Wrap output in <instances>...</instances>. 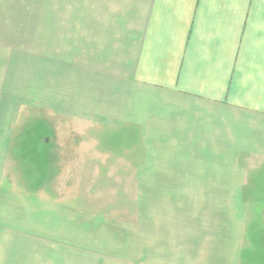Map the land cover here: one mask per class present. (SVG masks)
Returning a JSON list of instances; mask_svg holds the SVG:
<instances>
[{"label":"crops","instance_id":"crops-1","mask_svg":"<svg viewBox=\"0 0 264 264\" xmlns=\"http://www.w3.org/2000/svg\"><path fill=\"white\" fill-rule=\"evenodd\" d=\"M8 7L0 0V264L41 242L132 264H264V0H77L58 45L47 48L46 17L28 54ZM57 117L77 137L131 138L133 220L25 189L23 128Z\"/></svg>","mask_w":264,"mask_h":264},{"label":"rangeland","instance_id":"rangeland-1","mask_svg":"<svg viewBox=\"0 0 264 264\" xmlns=\"http://www.w3.org/2000/svg\"><path fill=\"white\" fill-rule=\"evenodd\" d=\"M7 1L8 23L13 22L14 28H18L16 41L25 54L31 53L35 36L41 38L46 28V17L47 48L50 51L58 45L49 43L58 38L60 20L67 22L77 10V0H17L18 12L12 16L11 1L15 0ZM19 3H22L20 9ZM79 7L82 9L83 4ZM19 28L22 31L19 32ZM75 128V123L60 117L50 123L31 120L25 124L23 129L26 136L21 138V143L18 141L19 147L14 152L23 162L22 168L18 169L23 175V182L27 184L24 185L25 189L45 188L47 190L43 194L56 201L109 219L133 220L137 203L136 185L129 163L132 158L138 157V153L128 150L132 148L133 141L125 136V132L112 133L106 130L97 132L96 139L85 135L77 137ZM47 140L51 141L50 144H47ZM32 148L36 150L35 154L30 151ZM47 160L51 161L49 170ZM40 244L39 249H25L23 258L9 260L21 262L19 264H132L97 256L80 258L69 254V250V255L63 250L62 256L60 248L49 247V242ZM44 244H47V248L42 246Z\"/></svg>","mask_w":264,"mask_h":264}]
</instances>
